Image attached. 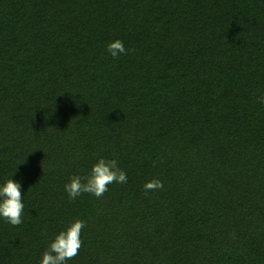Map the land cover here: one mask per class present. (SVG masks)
<instances>
[{"label": "trees", "instance_id": "1", "mask_svg": "<svg viewBox=\"0 0 264 264\" xmlns=\"http://www.w3.org/2000/svg\"><path fill=\"white\" fill-rule=\"evenodd\" d=\"M262 95L264 0H0V185L24 204L0 264L75 219L65 264H264ZM99 158L127 183L70 200Z\"/></svg>", "mask_w": 264, "mask_h": 264}, {"label": "clouds", "instance_id": "2", "mask_svg": "<svg viewBox=\"0 0 264 264\" xmlns=\"http://www.w3.org/2000/svg\"><path fill=\"white\" fill-rule=\"evenodd\" d=\"M107 51L113 58L126 54L127 50L121 40L117 39L108 43ZM259 102L264 104V95L259 97ZM115 159L99 158L85 176L74 175L64 185V189L70 200H75L82 193L91 194L97 198L102 197L108 191V185L112 183H127V174L119 168ZM145 193L163 188L159 179H152L144 184ZM20 184L7 179L0 185V217L13 226L22 223L24 204ZM85 227V221L75 219L64 230L55 235L47 249L42 254L39 264H65L67 260L75 258L82 246L81 230Z\"/></svg>", "mask_w": 264, "mask_h": 264}]
</instances>
